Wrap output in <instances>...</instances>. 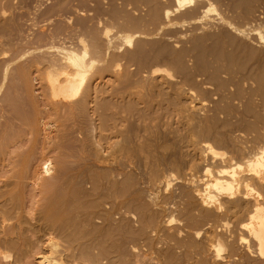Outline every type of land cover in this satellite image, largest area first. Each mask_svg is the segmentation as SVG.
<instances>
[{
    "label": "rangeland",
    "instance_id": "obj_1",
    "mask_svg": "<svg viewBox=\"0 0 264 264\" xmlns=\"http://www.w3.org/2000/svg\"><path fill=\"white\" fill-rule=\"evenodd\" d=\"M11 1H12L11 2L12 4L9 2L11 4L10 5L11 8L8 10L9 12L7 11L6 13V17L8 19L6 20V24L9 26L11 24V27H10L11 29L8 28V26L4 23L5 20L3 19H5L6 17H4L3 19L2 17L0 18L1 19L0 21L3 20V23L5 24L4 28L6 26L9 30V32H7V36L4 35L3 38L1 39L2 42L4 43L3 45H0L1 47L0 48V76H1L0 80H2V76H3L2 72H4L5 64L7 65V63L4 64V61L12 59V58H14V61H11L8 64L9 67H8L7 73L8 74L10 73L9 74L10 76L8 74L7 75L9 77L10 82L7 78V80L5 81V84L7 83V85L3 87L4 89H2V92L0 93V97H3L0 99V103H1L0 106L2 107L5 105L4 103L1 102V100L4 102L7 96L6 95L3 96V95L6 93L8 95L10 94V92L13 91L12 94L14 96L13 95L12 96L14 98L12 97L13 98L12 100L16 98V100L13 101V103L15 102L16 104L15 103L12 104V114H13L12 119L14 120V124L13 122L10 123L11 126H13L12 134L16 135L19 133L20 136L22 135L20 139L23 140V136H24L23 134L32 130L31 131L32 135L30 134L31 136L30 135L28 136V138L31 137L30 142L29 140L26 141L27 139L26 137V139L24 138L25 140H23L24 146L22 145V142L21 144H18V145H22L23 149L21 148V150L24 151L23 153L25 154L27 153L26 155H28V157L26 156L27 165L23 167L24 171L22 170L23 169L22 167H21L22 169L20 167L17 168V170L15 169V172L8 173V174L12 173L11 176L9 175L10 179H8V175L7 176L5 175L4 179H3L4 176L1 177L0 175V178H2L0 179V202L3 203V201H5V204H6V202L8 201L7 204H9L10 202L9 205L13 203V206L15 202V205L17 206L19 205L18 209L21 208L20 211L18 212L21 219L13 218L14 220H12V225L19 223L21 224L23 229L24 228L30 229V227L32 226L31 229H34L33 231L37 230V227L40 225V223H43L44 222L43 220L45 219L43 218L42 222H40L42 219V214H43L42 210L44 209V212L48 210L47 207L48 206L49 208L51 207L50 202H51V205L53 206L54 204H56V207L54 206L55 208L53 206L51 208V209L54 208L55 211H59L60 207L62 211L63 210L68 211L66 207H69L70 205H71L70 208L73 209L74 208L73 203H76V200L74 202L75 197L73 198V195H72V198L70 197L71 194L69 192L72 189L70 188V186L72 185L74 186V185L81 183L82 189L83 187L85 188V186L87 187H86V191L85 189L82 190L86 194H83L84 193L83 192L81 194V197L77 198L78 195L76 196L77 200L78 199L81 200V201L78 200L77 204L79 203L82 204V205L76 204V206H78L77 208L75 206V211H77L76 213L77 217H79V220L77 219L78 222L80 221V223L82 224V223H85L86 220L87 221L89 220L90 222L89 224H91L92 222V224L94 223L93 225H97L96 227L100 225H102L101 227H103L106 224H109L112 222L111 223L112 226L114 225L117 228H118V225L121 226L125 223L124 229H126L127 224H130L127 227L128 229L130 227L131 230H133L134 228L133 233L134 232L136 233L138 232V230H140L139 236L141 238L138 236V239H137V237L134 238L131 236L132 238H134V240H137V242L135 241L133 243L134 240L132 241V239L130 238V232H131V231L129 232L130 229L129 230L126 229L129 232V235H128V232L126 231L127 232L126 236L130 239V241H132V243H130L129 239H127L128 243H125L126 239L124 241V237H122L121 234L119 235V238L121 239L122 237L123 240L116 241L120 244H123V250L124 251L126 250L125 252L126 255L127 253L129 254V251L127 252V250L129 248L131 249L130 254L127 257L128 259L124 258L127 261H129L130 259L128 264L130 262H133L131 264H134V263L136 264V261L138 262V264H142V261H143V264H264V256L261 257V256H257V254L255 253H250L251 251L249 250L247 251L246 249L247 245L245 247L244 245L243 247H241L242 245L238 243V239L236 238V236L235 237L232 236V238H227L226 241L224 240L226 237H223L224 238L223 240L225 242L224 243L222 241L219 242L216 237L214 238L211 237L213 236V234L210 231H209L210 233L208 231L204 232L205 230H207L206 229L207 226L203 225L204 223H202V226H203L202 229H201V225L200 227H198L199 224L195 225V227L197 226L198 229L197 227L196 229H194L193 227H189L190 224L189 223L187 224L188 217L182 214V210L183 208L186 207V204L192 202L193 200L192 195L194 194L193 192L195 191V189L202 190V187L205 186L208 182H210L213 176L216 175V173H218L220 170L224 168L225 169L227 168V165L220 166L217 163V161L212 160V155L210 153H206V152L203 153L202 152L203 150H201V145H202L201 143H208L218 153L227 152L226 154H228V150L229 152H232L233 146L235 145L234 141L232 142V140L231 141L229 140L231 139L230 137L232 135H228L227 133H230L229 128H224L222 125L226 124L228 121L234 123L235 120H238V118L243 116L241 114L242 112L241 110L245 107L244 103L246 105L247 101H251L249 99L251 96H253L252 102L253 101L254 102L252 103V106L254 110L257 111V113L259 112L260 116L262 114L263 118L262 117L261 118L264 119V111H263L264 109L262 110L261 108H259V106H261L262 100H264L263 99L264 97H262L261 98L262 100H260V97L262 96L261 94H260V97L258 95H252V92L253 94H256L258 90L260 93L258 84L259 86L262 87L261 90H264L263 88L264 87V44L260 45L257 43L258 39L256 35L257 29L262 33L264 32V0H253L249 7L250 11H248L249 9L245 10L244 8L240 6L239 7L237 5L235 6L233 0H209V3L212 5L214 10H211V8H209V5L205 4L202 7H200L201 9H198V12H192L190 15L188 14L187 16L183 15V12H184L183 10L174 12L176 8V4L173 0H161L163 9L169 10L172 12L170 15V19H169L171 21V25L165 26V27L164 26L158 27V26H153V25H149V27L147 26L143 27L144 29L142 28L140 29L142 30V34H140V36H137L136 38L137 39L139 38L142 42H144V44H147L149 51L154 48L156 49L164 48L166 50V51L164 50L163 53L161 51V54L157 55V57H153L154 52L150 51L151 52L150 54L152 55V57L149 56L150 60L148 59V61L145 62L147 64L144 63L145 67H143L144 66L143 64L142 67L144 69L142 68L143 69L142 70L141 67L140 66L139 67H140V70H142L140 72L141 73L140 76H144V77L145 76L147 77L148 75L150 76L151 72L156 71V70H159L161 72L160 75L163 76L164 79L162 77H161L162 79L158 78L157 81H154V83L158 82L161 79V82H163V86H162L163 92L162 93H164V95L161 93L163 96L160 94L161 95L160 98L163 97L162 100L166 98L168 100L167 102L169 103L164 104L163 101L160 98L158 99L157 97L156 100L154 99V101L150 103L152 105L154 104L153 106L150 104H149L150 106L146 105L144 104V102H143L144 105H142V103L136 98L138 97L136 95V92L138 94L142 93L143 96L141 97V101H146V99L145 98L143 99V97L147 94L146 92L148 90L152 89L151 83H153L154 79L153 80L150 78H149L150 80L146 79L147 82L145 81L146 82L145 85L137 82L138 83V86H137V83L135 82L137 78H134L131 81H129V86L128 88L126 87L127 89L124 88L125 90L122 89V86L117 85L118 82L106 79L105 80L106 85L105 83H103L102 86L100 85L99 87L100 89L98 90V94H99L98 97L100 99H102L103 97V99H105V102H108L107 99H110L113 97L115 98L113 99V101L114 100L119 101L120 99H118V96H116V94L118 93L117 95L121 96L120 95V91H121V93L125 92V94L123 93V95L126 98V99L123 98L122 100H126V101H122V102L123 103L125 102L127 103L130 101L132 102L130 103V106L133 107V110L130 112V115L128 114L127 116L128 118L126 117L127 120L123 118L122 123H120L119 120H117L118 121L117 124L116 122H114L115 127L119 123L120 127L118 125V129L119 131L122 130L121 136L123 135L122 133L124 132V130L126 132V133L124 132L125 134L121 138L118 137L117 135L116 137L115 133L114 135L111 134L112 131L115 132L117 128V127L115 128L112 125L115 119L110 121V119H112V117L110 116L109 121H105L106 117H103L105 115V112L103 113L102 111H105L106 108H104L105 109L104 110L102 108L103 106L102 104H104L105 102H101V104L98 103L97 107L99 106L98 107L99 109L96 108L97 111H95L96 112L95 114L90 113L91 110H89L90 112L88 111V112H84L83 114H81L82 117L81 115H78L79 113L75 114L74 110L73 111L71 110V112L69 111L71 114L68 113L67 111H66L67 113L59 112L60 114H57L58 112L53 109V104L50 101L48 94L46 96L47 89L44 87L46 86L44 85V82H45L44 74H43L44 70L37 71L34 69V67L31 69L28 67H27L28 69L26 68V65L28 63H31V61L38 56L39 50H37L38 52L37 53L36 49H34L36 48V44L34 43L32 45V43L36 39H39V38L42 39L43 36L42 34H40L42 29L49 31L55 27L57 28V26L59 25H62V26L66 25L69 20L72 23H74V20L78 19L77 17L78 13L76 12L78 9V5H79L78 1L77 0H11ZM100 3H101V6L99 4L98 9L102 8L100 9L102 11L103 10L107 11L108 9L111 10L110 9L111 5L109 4L110 2L108 0L100 1ZM48 11H51L52 13L49 12L50 14H48L47 13ZM132 13L134 16L140 14L139 12H132ZM141 14H143V12H141ZM191 15L192 17H190ZM163 21L164 23L167 22L165 20H162V22ZM0 24H2V22ZM2 26L3 24L0 25V27ZM235 29H238V30L240 29L242 31H245L244 33L247 34L246 37L241 38V36L236 35V32H234ZM117 30L119 31V27L118 29H116V31L112 30V33L113 34L114 32L117 33ZM144 30H146L147 36L143 35L145 34ZM136 38H135V41H137ZM201 38L202 40H205L204 45L202 43V46L205 47L203 50V53L205 52L206 54V57L203 56L204 58L203 63L202 62L200 63L197 61V55H198L197 52H200V49H198L197 51L195 49L197 47L194 46V44L199 39L201 40ZM215 38L217 39L215 40ZM217 40L221 42L222 44L221 46L225 45L224 47L226 48H223L224 53L225 51L226 52L228 51V53L235 52L237 54V57H236V54L234 53V56L236 58L235 65H233L232 67L229 66L231 70L229 69V67H227L225 60L221 59L222 62L218 60L219 62L217 64V61H215V58H214L215 56L214 57L211 56L213 55L212 49L215 47L214 45L216 43L217 44L219 43ZM222 40L224 41V43L222 42ZM7 42L8 44H5ZM120 42L121 41H119L116 44L118 45ZM120 44L122 45L121 46L116 45L117 48L118 47L119 48L118 50L114 51L115 53L118 52L119 54L122 51L121 54H125L124 52L127 53L128 51L130 52L136 48L135 47L136 45H133V47H129L128 45L123 44L122 42ZM150 44H152L153 46ZM150 46H152L153 48ZM236 46L243 47L245 50H248V51L249 49L250 50L252 49L251 51L253 52L256 51V53L254 52L255 54H253L252 56L253 58L251 57L247 58L246 53L243 52L244 49L240 47H238V49H235L237 48ZM208 50L210 51L208 52ZM17 56L18 58H16ZM174 56L176 58L177 57L179 58V59H176L178 60V62L175 61ZM1 62H3V64H1ZM126 66L128 68L127 70L131 73L136 72L135 74H137V72H139V67H137L138 65H136L135 63H128ZM23 67H25L27 71L25 73L26 75L24 74L25 76L21 77L20 79V77L17 76L18 75L17 71L19 69L22 70ZM143 71L145 72V74ZM155 75L159 76V73ZM132 81H133V84H136L137 87L131 83ZM165 82L167 84H171L172 86L170 85L169 87ZM10 83L12 86L19 85V86H16V88L18 89V92L16 89L14 91L13 89L14 87L12 86L10 87ZM139 84L143 86L140 87ZM9 87L11 89H9ZM18 87H20L21 89ZM150 87L151 89H149ZM8 89L10 90V92ZM237 92H238V95H241L242 97L241 96L239 97L237 95ZM126 93L128 96L131 93L133 96L135 93V96L133 97L129 96L131 98H128ZM249 94H251V96ZM17 96L19 99L17 98ZM236 96H238L237 99H236ZM172 98H174V100ZM160 100L162 102L161 107L159 106L160 104H158V106L156 107L157 105L156 101H160ZM118 101L115 103L114 107L115 106L118 107V105L121 106V104H123L122 102L120 104L119 103L120 101L119 102ZM263 103L264 102H262V105ZM46 104L47 105L50 104V106L48 105L50 108ZM18 106L21 110L23 107V111H21L23 112V114H21L20 110L17 108ZM134 107L137 110V113ZM261 107L264 108V105ZM139 109L140 110L142 109V110L140 111ZM16 110H19V111L16 112ZM113 111L115 112L114 108L111 109V114ZM228 111H230L231 113H228ZM238 111L240 112L241 115L239 114ZM73 112H74V115H73ZM116 112H117V108H116ZM27 113L29 114V116L27 115ZM148 113H149V116H148ZM153 114L155 115L153 116ZM26 115H27V118H26ZM21 116H22V119L21 118L19 119V117ZM101 116H102V119H104L105 124H107V127L109 128L108 129L109 131L106 130L103 134H105V136L107 135L108 137H110V142L111 141L117 142L118 140L119 141L122 140V141H125L126 147L131 146V147H128V149H130L133 152L130 157L131 163L122 164V162L119 163V161H116L115 163L117 164H115L114 162L107 160V152L105 148L106 141L105 142L101 141V143H99L100 146L99 144L96 143V141L99 139V137L97 136L98 135L97 133L99 131L98 129H99L100 120H98V117H101ZM129 116H131V118ZM230 117H232L233 119L232 118L230 119ZM235 117H237V119ZM115 118L117 119V116H115ZM74 119H76V121ZM219 119L221 122L219 121ZM252 119L253 118H251L250 120L252 121ZM209 120L211 121V123H209ZM15 121L17 122V124ZM15 124L17 125V127ZM18 124L20 125L18 126ZM198 126H199V129H198ZM204 126L205 127L207 126L209 128V131L211 130V132H213L214 134H212L211 132L209 133V131L206 132L208 133V135L206 133H205L206 135L202 134L203 132L201 131L203 130L202 127L205 129ZM19 127L22 128V131H20ZM193 127H195L196 129H194ZM199 130L201 133L199 132ZM14 131L16 134L14 133ZM192 131L194 132V134L192 133ZM195 131L196 132L198 131V133L200 134V137H199V134L196 133ZM262 132L264 133V129ZM42 133L43 134L45 133V135L49 133L48 134L49 136L47 135L49 139L47 140V136H45L46 140H42V138L44 139V135ZM226 134L228 135L229 138L226 136ZM131 135H134V136H131ZM222 135L224 138L227 137V139L225 138L224 142L222 141L224 139ZM113 136H115L116 138L114 139ZM202 136L203 137L205 136V138H203ZM215 136L218 139L220 137V139L218 140ZM241 136H243V139L246 138L244 137L243 134ZM258 136L259 137L261 136L262 140H260ZM258 136H254L255 138L254 137L251 138L250 142L252 144L250 143L248 145V147H251L253 151H255L259 147L264 146V134L258 135ZM112 137L115 141L111 139ZM256 137L258 138L257 140H256ZM87 140L88 141L90 140L91 142L89 141L88 143ZM227 140L229 141L227 142ZM242 140L240 139L236 141L242 142ZM254 141L255 143L258 141L256 145L254 144ZM92 142H94L95 144L92 145L93 144ZM41 143L42 145L39 148ZM54 143H56V145ZM58 143L61 146L58 145ZM85 143L86 144L88 143V144L86 145ZM84 144L86 145L85 147H83ZM57 145L59 148H61L63 151L66 152V153L64 152L65 153L64 156H67V157L58 158L56 156L57 155V150H56ZM230 146H232V148ZM141 148L143 150H141ZM15 150L17 151L18 149L15 148ZM15 150L13 152V155L15 154ZM96 152L102 158L105 159V162L102 160V161H98L97 163V160L96 159L94 160ZM142 152L144 155L142 154ZM40 154H43V155H40ZM21 156L19 158L22 160L23 157ZM42 156L43 158L49 157L50 159H52V161L55 160L57 163L62 161V159H64L68 167V177H66L64 180L66 182V180L69 178L70 182L69 180L66 183L64 182V180H63L64 183L61 182L62 180L58 181L59 183L58 182L56 183L55 189L53 188L54 189L53 192L52 191L50 192V190H49L50 193L48 192V195H50L51 201H49V199L46 200L47 195L45 194H47V192L45 194H42L39 191L31 192L33 191L32 189L33 187H31L32 186L31 184L32 182H34V177L36 175L35 173L39 169V166H40L39 163L41 162V159H43L41 158ZM19 158L18 160L21 161ZM87 158H88V161H87ZM38 159L40 160L39 163H37L39 161ZM55 161H53V163ZM149 161L151 162V164ZM78 165L82 168H79ZM204 167L209 168L210 173H204V170H205ZM20 169L22 171H19ZM108 170H110V172ZM16 172L18 175L23 174L21 175V177L23 176L22 178L19 175L20 180L17 178L18 175L16 176ZM78 172L80 173V175L78 174ZM112 173H115V174H112ZM1 174L3 175V173ZM210 175L212 176V178ZM14 176L17 178V180ZM77 176L78 178H76ZM102 176L106 177L105 178L106 181L104 180ZM111 176H112V179H111ZM95 177L97 178L100 177V179H95ZM92 178L94 180H92ZM5 179H8L9 181V183L7 182L9 185L6 183L8 186L4 184ZM107 179L109 180V183H107L108 182ZM72 180L74 183L71 182ZM82 180L84 182H82ZM112 180L113 182L115 181L116 184H120L122 183V181H125L128 183L127 185L128 192L126 195V197L127 196L128 197H127V200H125V203H128V204H125V206L127 205L126 207L124 206L122 207V205L118 206V204L116 205V203L119 202L120 200H117V199L113 200V198L110 199L111 196H109L110 192L108 191V188L110 187ZM19 181H20V184H19ZM16 182L19 184V186H16L18 185ZM88 182L90 184V188H91L90 190H89ZM94 182H95V186L98 185L97 186L98 191L96 187L93 185V187H95L96 189V192L94 190L91 191L93 189L91 184H93ZM70 183L71 184L73 183V184L70 185ZM57 184L61 189L64 187L63 186L64 184H66L65 187H67V184H68L69 189L67 187L66 188L67 190L65 189L64 192L62 193L60 192L61 189L57 186ZM254 189L253 191H251V193L255 197L257 195V196H261L264 198V190L258 189L256 187H254ZM58 190L61 194L60 193L55 194L56 191H57L56 193H58ZM65 193L67 195H70L68 196V198H70L69 200L67 199L66 197L67 195ZM107 193L108 195H106ZM53 194L55 195L53 196ZM45 196L46 198H44ZM62 196L64 198L66 197L65 198L66 200H63L64 198H62ZM10 197L12 199V202H11V199H8ZM52 199L53 201L54 199H56L54 203L52 202ZM58 200L59 201L63 200V201L62 202L60 201L59 203H57ZM46 201H49V203L48 202L45 203ZM66 201H67V204L65 206L64 202ZM167 201L169 202V204H165V203H168ZM16 202L21 203L22 206L20 207V204H16ZM62 203L65 208L61 206ZM170 203H173V204H170ZM95 204L97 205V207ZM8 206L6 205V208H8L6 210H11V207L10 206L8 207ZM94 206L96 209L94 208ZM118 208L120 210H118ZM136 208H138L137 211H136ZM139 208H140V213H139ZM72 211L74 212V210ZM141 213L142 215H144L143 218H145V222L148 216L150 220L152 218L150 222L154 225H152L151 223H149L150 225H148V223H145L146 225L145 224L144 225L147 227V229H145L144 225L140 226L143 223V221L141 222V219L143 220V218L141 217L140 220L138 218L139 216H142ZM86 214H87V217H86ZM105 215H109V217L106 216L105 218ZM40 216H41V219H39ZM153 217H155V219ZM106 219L109 220V223H107ZM110 219H111V222H110ZM170 220L171 222L167 226L166 224ZM99 222H100V225L98 224ZM102 222L104 223L102 224ZM140 227L141 229L143 227L144 234L143 232L141 233ZM121 228L123 227L121 226ZM175 228H177L178 230L174 231L176 230ZM124 229L122 230L123 236H125L126 234V232L124 233L125 231ZM28 230L25 231L26 233L23 232L24 234H22L23 236L22 240L20 239L18 243L16 241L17 244L20 243L17 248H16L17 244L16 245L14 244L15 247L14 245H12L13 248H11V246H9L10 248L8 247V249H7V246H5L6 249H4L5 247H3V249L0 248V263L1 264H28V263L37 264L36 257H33V256L30 257L29 253H28L29 255L27 254L28 255L27 257L26 253L28 252V250H31L33 248L32 246H30L32 247L31 249L28 248V244L31 245L30 242H33L32 245H34L39 235L37 234L35 235V232L34 233L31 232L32 230L31 231L29 230V233H28ZM207 232L209 233V235L211 234L210 237L208 236ZM30 236H31V239H30ZM245 237L247 238V236ZM235 238L237 240H235ZM27 240H30V241H27ZM217 242L221 243L222 247L220 246V244L218 245ZM129 243L131 244L132 248L129 247L128 245ZM132 244H135V246L133 247ZM125 245L126 247L128 245V247L124 249ZM38 246H39V243H38ZM34 250L36 251L37 248L36 249L34 248ZM230 251L232 252L230 253ZM252 251H255V248L252 247ZM37 252H40V250L38 249ZM136 254L138 256H136ZM142 254H143V259H142ZM18 256H20L21 258L20 257L18 258ZM114 259H113L114 262L112 261L114 264L122 263ZM26 261L28 263H26Z\"/></svg>",
    "mask_w": 264,
    "mask_h": 264
},
{
    "label": "bare ground",
    "instance_id": "obj_2",
    "mask_svg": "<svg viewBox=\"0 0 264 264\" xmlns=\"http://www.w3.org/2000/svg\"><path fill=\"white\" fill-rule=\"evenodd\" d=\"M77 1L79 3L78 9L76 11L78 13L77 14L78 15L77 16L78 19H75L76 21L74 20V23H72L69 20L66 25H63V26L59 25V26H57V28L55 27V28H53V29H51L49 31L48 30L46 31L45 29L44 30L42 29L40 34H42V36L44 38L42 37V39L41 38L36 39L32 43V45L34 43L36 44V48H34V49H36V52H37V50H39L38 51L39 53L37 52L38 56L35 59H33L32 61L30 60L31 63H28L27 64L28 66L26 65V68L28 67V68L31 69V68L34 67V69L37 70V71L44 70L43 71L44 80H45L44 85H46L44 87L47 89L46 96L48 94V97H49L50 101L53 104V109L58 112V113L57 112L56 113L60 114L61 112L65 113L66 111L68 113H70L71 110L72 111L74 110L75 114L79 113L78 115H81L84 112H88L89 110H91V112L90 111L89 112L95 114L96 113L95 111H97L96 108L99 109L98 108L99 106L97 107L98 103L101 104V102H105V99H103V97H102V99H100L98 97L99 96L98 90L100 89L99 88L100 85L102 86V84L105 83L106 79L118 82L117 85L118 86L119 85L122 86L123 90L128 88L129 81H131L134 78H137L136 81L134 80L136 83L137 82L140 83V84L142 83L143 85H145V83L147 82L146 79H149V78L152 79V80L154 79L153 83H151L152 89H151V87L149 88L151 90L147 91V89H146V91H147L146 93L147 94L143 97V99L145 98L146 101H141V97L143 96L142 93L138 94L136 92V95L138 96L136 98L142 103V105H144V104L149 105L152 101H154V99L156 100L157 97L159 99L162 94L164 95V93H162L163 92V90H162L163 89L162 88L163 82H161V79L163 78V76L160 75L161 72L159 70L151 72L150 76L148 75L147 77L146 76L145 77L144 76H140L141 75L140 72L144 69L143 67H145V64H147L145 62L148 61L149 56L152 57V55L150 54L151 53L150 51L154 52V54L152 53L153 57H157V55L161 54V51L163 53L165 49L161 47L162 49L154 48V49L149 51V49L147 47V44H144V42H142L139 38H138L139 40L136 38L137 36H140V34H142V30H140V29L141 28L144 29L143 27H146V26L149 27V25L158 26V27H160V26H164L165 27V26H170L171 25V21L169 19H170V15H171L172 12L169 11V10H164L163 9L161 0H108L110 2L109 4L111 5V7L109 6L111 10H109L107 8L108 9L107 11L100 10L102 8L98 9V5L100 4V6H101L100 1H104V0H77ZM173 1L176 4V8H175L174 12L183 10L184 11L183 12L184 16H187L188 14L190 15L192 12H198V9H201L200 7H202L205 4L209 5V8H211V10H214L212 5L209 3V0H173ZM252 1L253 0H233L235 6L236 5L238 7L240 6V7L244 8L245 10L249 9L248 11H250L249 7H250ZM9 2L11 3L12 1L11 0H0V18L2 17V19L4 17H6L7 11L11 8L10 5L12 3L10 4ZM51 11H48L47 13L50 14L49 12H51ZM132 12H139L140 14L134 16ZM141 12H143V14H141ZM57 13H59V12H57ZM190 17H192V15ZM188 18H189V16H188ZM3 20H5L4 23L6 24V20H8V19L6 17ZM3 20L0 21V23L2 22V24H3V26L0 27V45H3L4 42H2L1 39L3 38L4 35L7 36V32H9L8 28L11 27V24H10V26L6 24L8 26V28L6 26L4 28L5 24L3 23ZM162 20H165L167 22L164 23V21L162 22ZM2 24H0V25H2ZM118 27H119V31L117 30V33L114 32V34H113L112 30L116 31V29H118ZM114 28H116V29H114ZM144 32H145V34H143V35H146V30H144ZM234 32H236V35L241 36V38L242 37H246V35H247L246 33H244L245 31H242L240 29L239 30L235 29ZM263 33L260 32L258 29L256 30V35H257V39H258L257 43L260 44V45L264 44V35H263ZM205 37H207V36H205ZM135 38L137 39V41H135ZM211 39H213V38H211ZM216 39L217 38H215V40ZM119 41H121L123 44L128 45L129 47H133V45H136L135 46L136 48L134 50L131 49L132 51H130V52L129 51L127 53L124 52L125 54H121L122 51L119 54H118V52L115 53L114 51L118 50V48H119V47L117 48V46L118 45L119 46L122 45V44H120L121 42L118 45L116 44ZM204 41L205 40H202V38H201V40L199 39L196 43L194 42L195 43L194 46L197 47V48H195V47L194 48L197 51H198V49H200V52H201V53L197 52L198 53L197 61L200 62V63L201 62L203 63V61H204L203 56L206 57L205 52L203 53V50H204L205 47L202 46V43H203V45L205 43ZM217 41L219 42V40H217ZM145 42H146V40H145ZM222 42L224 43L223 40H222ZM5 44H8V42L5 43ZM152 44H150V45H152ZM212 45H213V43H212ZM221 45H222L221 42H219L218 44L216 43L214 45L215 47L212 49L213 55H211V53H210V55L213 56V57L215 56L214 58H215V61H217V64H218L219 61H221V59H223V60H225L227 67H229V66L232 67L236 63L235 62L236 58L234 56L235 52L234 53H230L229 52L230 53L229 54L228 51L227 52L225 51V53H224L223 48H226V47H224L225 46L224 44H223L224 46H221ZM152 46H150V47H152ZM236 47L237 48H235V47L234 48L238 49V47H240V46H236ZM240 48H243V47H240ZM251 50L250 49H249V51L245 50V49L243 50V52L246 53L247 58L248 57L249 58L250 57L253 58L252 57L253 54L256 53V51H254L255 52L254 53ZM209 51L210 50H208V52ZM2 52H4V51H2ZM148 52H149V54H148ZM240 52H242V51H240ZM203 54H205V55H203ZM198 56H199V58H198ZM213 57H212V59H213ZM236 57H237V54H236ZM16 58H18V56ZM16 58H15V60H16ZM12 59L4 61V64L7 63V65L5 64L4 72H2L3 76H2V80H0V93L2 92V89H4L3 87L7 85V83L5 84V81L7 80V78L9 80L8 75L10 73L9 74L7 73L8 72V67H9L8 64L11 61H14V58H12ZM176 59H179V58L175 57V61L178 62V60H176ZM128 63H135L136 65H138L137 67L140 66L141 69L142 68L143 69L140 70V67H139V72H137V74H135L136 72H134V71H133L134 73H131V72H129L127 70L128 68H127L126 65ZM1 64H3V62H1ZM143 64H144V66H143ZM2 67H3V65H2ZM39 67H41V68H39ZM230 67H229V69H230ZM26 68L23 67L24 70L23 69L20 70L19 68H18L19 69L18 71L16 70L18 72L17 76L20 77V79H21V77L26 75L25 73H26V71L28 69V68L27 69ZM27 73H29V72H27ZM158 73H159V76L155 75V74H158ZM144 74H145V72H144ZM260 76H261V74H260ZM158 78H161V79L158 82L154 83V81H157ZM0 79H1V76H0ZM11 81H12V79H11ZM113 81H112V83H113ZM9 82H10V80H9ZM150 82H149V84H150ZM11 83H10V87L12 86ZM131 83L133 84V81ZM138 83H137V86H138ZM105 85H106V83H105ZM133 85L136 86V84H133ZM143 85H140V87H142ZM148 85H147V87H148ZM167 85L170 87L171 84H167ZM173 85H174V83H173ZM16 86H19V85H16ZM16 86H12V87H14L13 88L14 91L16 89L17 92H18V89L16 88ZM10 87H9V89H11ZM258 87L260 89V93H259V90L257 88V90H258L257 93L253 94V92H252V95H258L260 97V94H261L262 96L260 97V100H262L261 98L264 97V94H262V93H264L263 92L264 90H261L262 87L259 86V84H258ZM18 88H20V87H18ZM261 91H262V93H261ZM9 92H10V90H9ZM12 93H13V91L10 92V94H8V95H7V93L3 95V96H5V95L7 96L6 99H5L6 102H5V100H4V102L1 100V102L4 103L5 105L2 104L4 106H2V107L0 106V175H1V177L4 176L3 179L5 178V175L6 176L8 175V179H10V176L12 175L13 172H15V169L17 170V168H19V167L23 168L24 166L27 165L26 164V160H27L26 156L28 157V155H26L27 153L26 154L23 153L24 151L21 150V148L23 149V147H22L23 140H25L26 137H27L26 141L29 140V142H30L31 137L28 138V136L31 134V131H32V130H30V131L26 132L25 134H23L25 136V137L23 136V140L20 139V137L22 135L20 136L19 133L16 134L15 131H14V133L16 135L12 134L13 133L12 132V127L13 126H11V124H10L12 122L14 124V120L12 119V115H13L12 114V104H14L15 102L13 103V101L16 100V98L14 100H12L14 98L13 97L14 95ZM123 93L125 94V92L121 93V91H120V95L121 96L117 95L118 93L116 94V96H118V99H120L119 100L120 102L118 100H116V101L114 100L113 101V99H115V98H113L111 96L112 98L107 99L108 102H105L104 104H102L104 107L102 105H100V106H102L103 109L106 108V110L104 109L105 111H102L103 113L105 112V115L103 116V117H106L105 121H109V117L110 116L112 117V119H110V121L115 119L113 121V123H112L113 126H114V122H116V124H117V122H118L117 120H119V122L122 123V121H123L122 119L123 118L126 119L128 114L130 115V112L133 110V107L130 106V103H132L131 101L127 102V103L125 102L126 104L122 102V101H126V100H122L123 98H125ZM126 95H127V93H126ZM165 95H167V94H165ZM237 95H238V92H237ZM249 95L251 96V94H249ZM129 96L133 97V96H135V93H134L133 96H132V93ZM129 96H128V98H131ZM238 96L240 97L241 95H238ZM238 96H236V99H237ZM1 98H3V97H0V99ZM17 98H18V96H17ZM162 98H160V99L162 100ZM233 98H234V96H233ZM252 98H253V96H251L249 98L251 101H247V99H246V101L248 103L246 102V105L244 103L245 107L243 106L244 108L241 110L242 111L241 114L243 115V116H241L242 118L241 117L238 118V120H235L234 123L228 121L226 124L222 125L224 128H229V132L230 133H227V134L228 135H232L230 137L231 139H229L230 141L232 140V142L234 141V144H235L234 145L235 147L233 146L232 152H229V150H228V154H226L227 152L226 153L225 152L224 153H218L208 143H201L202 145L200 144L201 145V150H203L202 151L203 153L204 152L210 153L212 155V160L217 161V163L220 166L221 165H225V166L227 165V168L226 169L224 168V169L220 170L218 173H216L215 176H213V178L210 175L211 178H212L211 181L208 182V183L206 182L207 184L206 183H205L206 185L204 184L205 186H203L204 188L202 187V190H200V189L196 190L194 188L195 191L193 192L194 194L192 195L193 196V200H192V202L186 204V207L183 208V210H182V214L184 216L188 217L187 224L188 223L190 224L189 227H193L194 229H196L197 226L195 227V225L199 224L198 227H200V225H201V229H202V227H203L202 223H204L203 225L207 226L206 227L207 230H205L204 232H206V231L209 232L210 231L213 234V236H211V234L209 235L210 232L209 233L207 232L209 237L210 236L212 238L216 237L219 242L222 241L223 243L226 241L227 238H232V236H234V237L236 236V238L238 239V243L240 245H242L241 247H243V245H244V247L247 245L246 246L247 251L249 250V251H251L250 253H255V254H257V256H261L262 257V256H264V198L261 197V196H257V195L255 197L251 193V191H253L254 187L264 190V146H262V147L258 146L259 148H257V146H256L257 149L255 151H253L251 147H248V145L251 143L250 142L251 138H253L254 136H258V135L264 134L262 132L263 129H264V119H262L263 118L262 114L260 116V113L259 112L257 113V111L254 110V108L252 106V103L254 101L252 102ZM172 99L174 100V98H172ZM161 100L160 101H156V103H157L156 107L158 106V104H160L159 106L161 107V103H162ZM117 101L120 104H121V102L123 104H121V106L118 105V107L117 106L114 107V105H115V103ZM128 101H129V99H128ZM162 101H163L164 104L169 103V102H167L168 100L166 98L163 99ZM143 102H144V104H143ZM262 102H264V100H262ZM262 102H261V106L264 105V103L262 105ZM128 103H129V105H128ZM153 103H155V102H153ZM17 105H18V103H17ZM48 105L50 106V104H48ZM131 105H133V104H131ZM150 105H152V104H150ZM261 106H259V108H261L263 110L264 108H262ZM148 107H147V109H148ZM17 108L20 110V112L23 111V107H22V110L19 108V106ZM24 108H26V107H24ZM112 108L115 109V112L113 111L112 114H111V109ZM116 108H117V112H116ZM223 108H221V109H223ZM134 109H135V107H134ZM147 109H145V110H147ZM19 110H16V112L19 111ZM51 110H52V108H51ZM55 111H53V112H55ZM13 112H14V110H13ZM24 113H26V112H24ZM56 113H55V115H56ZM90 113H88V114H90ZM136 113H137V110H136ZM228 113H231V112L228 111ZM21 114H23V112H21ZM239 114H240V112H239ZM258 114H259V116H258ZM27 115L29 116L28 113H27ZM27 115H26V118H27ZM73 115H74V112H73ZM142 115H144V114H142ZM154 115L155 114H153V116ZM115 116H117V119L115 118ZM148 116H149V113H148ZM81 117H82V115H81ZM118 117H119V119H118ZM129 117L131 118V116H129ZM20 118L22 119V116L19 117V119ZM134 118H135V116H134ZM144 118H145V116H144ZM231 118L232 117H230V119ZM235 118L237 119V117H235ZM251 118H253L252 121L250 120ZM14 119H15V117H14ZM74 120L76 121V119H74ZM98 120H100V123H99V129L97 128L99 130L98 133H97L98 134L97 136L99 137L100 141H99V139L97 137L96 138L98 140L96 138L95 139L98 141V142L96 141L97 144L101 143V141L102 142L106 141L105 142L106 143L105 148H106V152H107V160H109L111 162H114V163L116 161H119V163L122 162V164L123 163H125V164L126 163H131L130 162L131 161L130 157H131L133 152L130 149H128V147H131V146L126 147L125 141H122V140L121 141L118 140L117 142L111 141L112 142L111 143L110 142V137H108L107 135L105 136V134H103L106 130L109 129L107 127V124H105L104 119H102V116L98 117ZM219 121H220V119H219ZM138 122H139V120H138ZM209 123H211L210 120H209ZM16 124H17V122H16ZM206 124H207V122H206ZM19 125L20 124H18V126ZM118 125H119V123H118ZM118 125H116L117 128L114 126L116 128L115 132L112 131V133H111V131H110V133L113 134V135L115 133V136L117 135L118 137L121 138L126 132L123 129L125 133L123 132L122 133L123 135L121 136V131L122 130L119 131ZM200 125H202V124H200ZM194 126H195V124H194ZM16 127H17V125H16ZM25 127H24V129H25ZM119 127H120V125H119ZM28 128H29V126H28ZM193 128L196 129L195 127H193ZM19 129H20V131H22V128L19 127ZM74 129H75V127H74ZM198 129H199V126H198ZM202 129H203L201 131V132H203L202 134H205L206 132L209 131V128L207 126L205 127V129L202 127ZM132 130H134V129H132ZM224 130H226V129H224ZM199 132H200V130H199ZM210 132H211V130L209 131V133ZM192 133L194 134L193 131H192ZM196 133H198V131ZM211 133L214 134L213 132H211ZM222 133H223V131H222ZM48 134L49 133H47L45 135V133H44L43 134L44 135V139L42 138V140H46L45 136H47ZM206 134L208 135V133H206ZM220 134H221V132H220ZM227 134H226V136L228 137ZM242 134L246 138L243 139V136H241ZM48 136H47V140L49 139ZM115 136H113L114 139L117 137V136L116 137ZM131 136H134V135H131ZM113 137L111 139H113ZM199 137H200V134H199ZM222 137H223V135H222ZM227 137H225V138L227 139ZM203 138H205V136ZM225 138L222 140L223 142L225 141ZM258 138H260V140H262L261 136L260 137L258 136ZM258 138L256 137V140ZM123 139H125V138H123ZM219 139H220V137H219ZM240 139L241 140L243 139L242 142L241 141L240 142L236 141V140H240ZM42 140H41V142H42ZM135 140H136V138H135ZM229 140H227V142ZM89 141L87 140L88 143H89ZM255 141H254V144L256 145V143L259 140L256 143H255ZM21 142H22V145H18V144H21ZM109 142H110V144H109ZM92 143H93L92 145L95 144L94 142H92ZM54 144L56 145V143H54ZM85 144H84L83 147H85L87 145V144L86 145ZM41 145H42V143L40 144L39 148L41 147ZM58 145H60V144L58 143ZM58 145L56 147V150H57V155L56 156L58 158L59 157L60 158L67 157V156H64L66 152L63 151L61 148H59ZM132 145H133V143H132ZM99 146H100V144H99ZM89 147H90V145H89ZM230 147L232 148V146H230ZM15 148L18 149L17 150L18 152L15 150ZM31 148H32V146H31ZM13 149L15 150V154L14 155H13V152H14ZM19 150H20V152H19ZM24 150H25V148H24ZM141 150H143V149L141 148ZM136 153H137V151H136ZM23 154H25V155H23ZM96 154H95L94 160L96 159L97 163H98V161H102V160L105 162L104 158H102L97 152H96ZM142 154H143V152H142ZM21 155H23V156H21ZM40 155H43V154H40ZM20 156L23 157L22 160L19 158ZM18 158L21 161H19ZM41 158H43V156ZM139 158H140V156H139ZM81 160H82V158H81ZM53 161H55V160H53ZM53 161L49 157H44L43 159H41V162H40V160L37 162V163L40 162L39 163L40 166H39V169L36 171V173L34 172L36 175L34 177V182H32V184H31L32 185L31 187H33L32 188L33 191H31V192L39 191L42 194H45L47 192V194H45V195H47V199L46 200L49 199V201H51L50 195H48L49 190H50V192L51 191L53 192V190L55 189L56 183L58 181H60V180H62L61 182L64 183L65 182L64 179L66 177H68V167H67L66 161L64 159H62V161L59 160L60 162H58V163L56 161H55L56 163L55 162L53 163ZM87 161H88V158H87ZM149 162H148V164H149ZM115 164H117V163H115ZM150 164H151V162H150ZM122 167H123V165H122ZM79 168H82V167L79 166ZM204 168H205L204 173H210L209 168H207V167H204ZM21 169L19 171H22V170L24 171V168L22 170ZM19 171H18V173H19ZM108 171L110 172V170H108ZM10 172H12V173L8 174ZM1 173H3V175ZM74 174H75V172H74ZM78 174L80 175L79 172H78ZM112 174H115V173H112ZM17 175L18 174L16 172V176ZM19 175H18L17 178L20 180ZM21 175H23V174H21ZM21 175H20V177H21ZM110 175H111V173H110ZM78 176L76 178H78ZM100 177L99 178L95 177V179H100ZM17 178H16V180H17ZM103 178L105 180L106 177H103ZM0 179H2V178H0ZM8 179H5L4 184H6L7 182L9 183ZM111 179H112V176H111ZM63 180H64V182H63ZM68 180H69V178L66 180V182ZM92 180H94V179L92 178ZM107 181H108L107 183H109L108 179H107ZM69 182H70V180H69ZM71 182H73V180ZM82 182H84V181L82 180ZM89 182H88V184H89ZM114 182L112 180V182L110 184V187L109 188L107 187L108 191L110 192L109 193L110 194L109 196H111L110 199L113 198V200L114 199L115 200L116 199L120 200L119 201L120 204H119V202H117V203L115 202L116 205L118 204V206L122 205V207L123 206L126 207L127 205L125 206V204H128V203H125V200H127V197H128V196L126 197L127 192H128V190H127L128 183L125 182V181H122V183L116 184V182L115 183ZM62 183H61V185H62ZM19 184H20V181H19ZM19 184L16 185V186H19ZM68 184H67V187L69 189V185ZM72 184L70 183V185H72ZM80 185H81V183L77 184V185H74V186L73 185L70 186V188H72L70 190V192H69L71 194V196L67 195L65 193L67 195V196L66 195L65 196L67 197L68 200L70 199V198H68V196H70L72 198V195H73V198L75 197L74 202L76 200V203H73L74 204V208L73 209L70 208V206H71L70 205L69 207H66L68 209V211L67 210L66 211H64V210L62 211L61 207H60L59 211H55L54 208L56 207V204H54V206H55L54 207L53 205H51V202H50V206L51 207L49 208V206H48L47 207L48 210H46L45 212H44V209H43L42 211H43L44 215L42 214V219H41V216L39 218V219H41L40 222H42L43 218H45L43 220L44 222L40 223V225L38 224L39 226L37 227V230H35V231H33L34 229H31L32 226L30 227V229L28 228L30 231L32 230L31 232H33V233L35 232V235L36 234L39 235V237H37L36 243L34 244L35 246L32 245L33 242H30L31 245L28 244V248L31 249L33 247L32 248L33 250L31 249V250H28V252L26 251L27 252L26 256L28 257V255L30 254V257L31 256L36 257V263L37 264H114L113 263L114 262L113 259H114L115 256L116 257H115L114 260H116L118 262H122V263H118V264H125V263L128 264L130 259H129V261H127L124 258L128 257V255L130 254L131 249L129 248L130 250L129 249L127 250V252L129 251V254L127 253V255H126V253H125L126 250L125 251L123 250V244H120V243H118L116 241H118V240L121 241V240H123L122 237H124V241L126 239L125 243H128L127 239H129V238L126 235H127V232H128L127 230L130 229V227L128 229L127 226H129L130 224H127V226H126L127 230L124 229V226H125L124 224L125 223L123 225H121L123 228H121V226H119V225H118V228L115 227L114 225H113L114 226L113 227L112 224H111L112 223L111 219H110L111 223H109V220H108L109 219L108 217H109L110 214L109 215H105V218H106V216H108L107 217L108 219H106V220H107V223H109V224H106L103 227H101L102 225H100V222L98 223L100 225L98 227H96L97 225H93L94 223L92 224V222H91L92 225L89 224L90 223L89 220L88 221L86 220L85 223H82V224L80 223V221L78 222L79 217H77V214H76L77 211H75V206L77 204V201L80 200V199L77 200L76 196L78 195L77 198L81 197V194L84 192L82 190L85 189V191H86V187H87V186H85V188L83 187V189H82L81 188L82 185L81 186ZM84 185H85V183H84ZM93 185L95 186V182L93 184H91L92 187H93ZM57 186H58V184H57ZM63 186L65 187L66 184H64ZM97 186H95L96 189H97ZM64 187L62 188L63 190L59 187L62 190V191L60 190V192L63 193L64 190L67 188V187H65V188ZM95 187H93V189L91 191L94 190L96 192ZM197 188H199V187H197ZM90 189L91 188H90V184H89V190ZM97 191H98V189H97ZM56 192H55V194H59L60 193L59 190H58V193H56ZM104 193H105V191H104ZM55 194H53V196ZM79 194H80V196H79ZM83 194H86V193L84 192ZM96 195H97V193H96ZM106 195H108V193ZM106 195H105V197H106ZM128 195H130V194H128ZM51 196H52V194H51ZM44 198H46V196ZM62 198H64V197L62 196ZM65 198L63 200H66ZM107 198H108V196H107ZM107 198H106V200H107ZM8 199H11V197L8 198ZM55 200L56 199H54V201ZM49 201H46L45 203H47V202L49 203ZM54 201L52 199L53 203H54ZM60 201L58 200L57 203H59ZM72 201H73V199H72ZM11 202H12V199H11ZM165 202H166V200H165ZM7 203H8V201L6 202V204H5V201H3V203L0 204V248L1 249H3V247H5V246H7V249H8L9 246H11V248H13L12 245H14V244L16 245L20 239L22 240V237H23L22 234H24L23 232L28 230V229H25V228H24L25 229L24 230L23 227L21 226V224H19V223L12 225V220L17 219V218L21 219V217L19 216V213H18L21 208L18 209L19 205L18 206L15 205V202H14V206L16 208L13 206V203L11 204L12 206L9 205L10 202H9V204H7ZM16 204H20V207L22 206L21 203H17L16 202ZM34 204H35V202H34ZM64 204L66 206L67 201L64 202ZM165 204H169V202L165 203ZM170 204H173V203H170ZM6 205L7 206L9 205L11 207V210H6V209H8V208H6ZM77 205H82V204L79 203ZM52 206L54 207L53 209H51ZM61 206L64 207L63 203H62ZM12 207H13V209H12ZM77 207L78 206H76V208ZM96 207H97V205H96ZM94 208H95V206H94ZM137 209L138 208H136V211H137ZM72 210H74V212ZM118 210H120V209L118 208ZM133 210H135V209H133ZM139 213H140V208H139ZM142 213H141V215H142ZM40 214H41V212H40ZM99 215H100V213H99ZM79 216H81V215H79ZM143 216L144 215L139 216L138 217L139 220H140L141 217L143 218ZM86 217H87V214H86ZM187 217H186V219H187ZM147 218H148V216H147ZM147 218H146V222H145V218H143V220L141 219V222L143 221V223L140 226L144 225L145 223H148V225H150L149 223H151L150 221L152 220V218H151V220H150V218H148V219ZM153 218L155 219V217H153ZM101 221H102V219H101ZM86 222H88V223H86ZM170 222H171V220L169 222H167V224L166 223L165 224L168 226V224H170ZM103 223L104 222H102V224ZM152 225H154V224H152ZM99 227H101V228H99ZM143 227H142V229L140 227V229H141V233L143 232V234H144ZM198 227H197V229H198ZM123 229L125 230L124 233L127 231L125 236L122 235V233H123L122 230ZM145 229H147L146 226H145ZM175 229L176 230H174V231L178 230L177 228H175ZM29 230H28V233H29ZM133 230H134V228H133ZM133 230H131V229L129 230V232L131 231L130 232V238L132 239V241L136 237L138 239V236L140 235V232H139L140 230H138V232H136V233L134 232L135 234L133 233ZM36 231H37V233H36ZM199 231H201V230H199ZM129 232H128V235H129ZM40 233H41V235H40ZM120 234L122 236L121 239L119 238ZM27 236H28V234H27ZM131 236L134 237V238H132ZM245 236H247V238ZM223 237H226V238L224 239ZM206 238H207V236H206ZM236 238H235V240H237ZM30 239H31V236H30ZM57 239L60 240V241H58ZM208 239H210V238H208ZM233 240H234V238H233ZM16 241H17V243H16ZM27 241H30V240H27ZM129 241H130V239H129ZM132 241H130V243H132ZM135 241L137 242V240H134L133 243ZM249 242H250V244H249ZM38 243H39V246H38ZM130 243L128 244L129 247H131ZM19 244L16 245V248L18 247ZM219 244L222 247V244L218 243V245ZM15 245H14V247H15ZM128 245H127V247H128ZM30 246H32V247H30ZM132 246L134 247L135 244H132ZM127 247L125 245L124 249L127 248ZM233 247H232V249H233ZM252 247L255 248V251H252ZM34 248L35 249L37 248V250L39 249L40 252H37V250L35 251ZM4 249H6V247ZM231 252L232 251H230V253ZM136 256H138V255L136 254ZM19 257L20 256H18V258ZM117 258H118V260H117ZM142 259H143V254H142ZM123 262H125V263H123ZM26 263H28V262L26 261ZM131 263H133V262H130L129 264H131ZM262 263H263V261H262ZM136 264H138L137 261H136ZM142 264H143V261H142Z\"/></svg>",
    "mask_w": 264,
    "mask_h": 264
}]
</instances>
